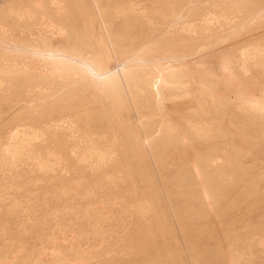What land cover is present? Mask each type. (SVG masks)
Here are the masks:
<instances>
[{"label": "bare ground", "instance_id": "1", "mask_svg": "<svg viewBox=\"0 0 264 264\" xmlns=\"http://www.w3.org/2000/svg\"><path fill=\"white\" fill-rule=\"evenodd\" d=\"M258 149L264 0H0V264H264Z\"/></svg>", "mask_w": 264, "mask_h": 264}, {"label": "rangeland", "instance_id": "2", "mask_svg": "<svg viewBox=\"0 0 264 264\" xmlns=\"http://www.w3.org/2000/svg\"><path fill=\"white\" fill-rule=\"evenodd\" d=\"M144 2H148L149 0H143ZM54 15H56V16H60L61 18H64V17H66V14H65V12L64 11H60V12H57V14H54ZM13 32H12V34H11V37L13 36V35H15V36H13L14 37V40H18L19 39V33L17 32V31H15V30H12ZM16 33H18V34H16ZM12 37V38H13ZM263 150V149H262ZM260 151L259 149H258V152H256V153H258V155L261 153V152H264V150L263 151ZM256 151H257V149H256ZM255 153V154H256ZM264 154V153H263ZM262 153L260 154V155H263ZM264 156V155H263ZM262 157V156H261ZM263 159H264V157H262ZM239 199H241V198H239ZM244 205H246V203H243ZM241 205H242V203H241ZM238 206H240V205H238ZM238 206H234V207H236V208H234L235 210H238L239 209V207ZM243 206V205H242ZM242 206H241V209H242ZM249 206V204H247V207ZM245 206H243V208H244ZM247 207H245V209H243L244 211H242V212H240V211H235V212H232V213H229L226 217H224V219H220V218H218V210H214V211H211L210 212V214H211V216H212V218L209 220V221H206L205 223L211 228V229H213L214 230V233H215V235H216V238L215 239H212V238H205L204 240H203V242H204V245L205 246H211V252H215V249L213 248L214 246H215V244H216V241H219V242H221V241H225V239L223 240V234H222V232L226 229V225H227V222H230L233 218H234V216H237V215H243V216H251V215H255V212H253V214H251L252 212H250V211H248V210H246L247 209ZM250 208V207H249ZM241 209H239V210H241ZM246 210V211H245ZM249 212H250V214H249ZM248 214V215H247ZM77 222V225H76V229H77V232L79 233V229H80V227H81V224H79L81 221H80V219L79 220H77L76 221ZM79 235V234H78ZM75 242H76V240H75ZM74 242V243H75ZM225 243V242H224ZM223 243V244H224ZM96 247V246H95ZM208 256H211L210 254L208 255ZM118 260V259H117ZM118 264H123V260H118Z\"/></svg>", "mask_w": 264, "mask_h": 264}]
</instances>
